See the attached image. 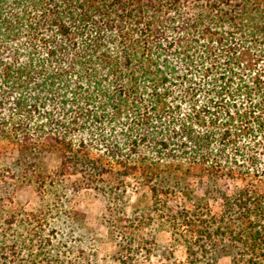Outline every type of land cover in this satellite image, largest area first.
Wrapping results in <instances>:
<instances>
[{"label": "trees", "instance_id": "obj_1", "mask_svg": "<svg viewBox=\"0 0 264 264\" xmlns=\"http://www.w3.org/2000/svg\"><path fill=\"white\" fill-rule=\"evenodd\" d=\"M4 147L41 204L0 219V264H84L61 228L78 213L56 217L66 177V190L100 195L115 264L133 256L128 180L166 203L191 195L189 177L203 187L196 210L170 215L194 237L188 254L264 264V0H0ZM222 180L241 185L228 193ZM209 199L222 201L217 215Z\"/></svg>", "mask_w": 264, "mask_h": 264}, {"label": "rangeland", "instance_id": "obj_2", "mask_svg": "<svg viewBox=\"0 0 264 264\" xmlns=\"http://www.w3.org/2000/svg\"><path fill=\"white\" fill-rule=\"evenodd\" d=\"M17 153L4 147L0 152V219L8 211L21 208L24 211L36 210L41 199L31 181L33 177L24 178L17 167ZM44 167L50 173L58 165L54 155H44ZM74 177L64 178L62 183L54 182L53 198L58 208L59 220L63 218L62 210L78 213L75 220H67L62 229L72 234L75 244L85 251L84 264H115L119 251V233L112 232L101 222V197L91 189L81 188L77 191L66 190V186L74 182ZM191 198L183 192H176L175 197L166 203L162 198L156 202L148 188L137 178H130L123 193L122 214L125 220L121 224L130 226L128 234L134 235L133 256L131 264H208L206 260L188 254V244L193 242L190 229L173 222L172 212L179 210H196V196H201L203 187L196 177L187 179ZM238 180H222L219 186L231 193ZM50 193H47L49 195ZM57 197L60 201L57 202ZM195 197V198H194ZM222 201L209 199L207 206L210 214L217 215L221 211ZM71 223V224H70ZM74 223V224H72ZM74 225V227H73ZM11 232V231H10ZM72 241L71 244H74ZM196 251V246H193ZM226 252V251H223ZM216 264H231L230 256L218 254Z\"/></svg>", "mask_w": 264, "mask_h": 264}]
</instances>
